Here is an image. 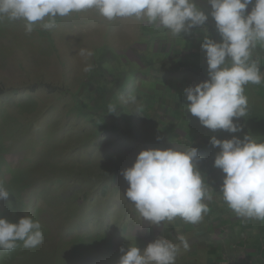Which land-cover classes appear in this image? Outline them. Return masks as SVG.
Masks as SVG:
<instances>
[{
	"label": "rangeland",
	"instance_id": "374dc122",
	"mask_svg": "<svg viewBox=\"0 0 264 264\" xmlns=\"http://www.w3.org/2000/svg\"><path fill=\"white\" fill-rule=\"evenodd\" d=\"M195 3L210 13L207 0ZM210 21L186 36L135 18L109 21L94 9L57 16L54 29L37 25L30 35L23 21L0 20V158L8 161L0 163V180L7 190L20 169L21 201L26 212L39 214L44 233L39 246H21L17 255L0 256V264H116L122 246L142 249L164 234L178 243L177 224L186 222L177 217L152 225L123 195L122 170L147 148H197V168L213 197L206 201L210 211L241 223L218 192L222 180L212 179L208 160L219 148L209 139L250 134L264 141V91L245 86L247 114L234 118L241 132H213L187 111L184 89L208 79L201 40L219 42ZM81 48L94 53L90 73L82 72ZM129 95L135 105L122 102ZM110 103L119 115L108 114ZM6 205L8 199L0 200V209ZM187 254L181 246L175 264H192Z\"/></svg>",
	"mask_w": 264,
	"mask_h": 264
},
{
	"label": "clouds",
	"instance_id": "9594fccd",
	"mask_svg": "<svg viewBox=\"0 0 264 264\" xmlns=\"http://www.w3.org/2000/svg\"><path fill=\"white\" fill-rule=\"evenodd\" d=\"M207 2L210 13L199 8L195 0H0V20L23 21L25 34L30 35L37 25L43 30L54 29L57 16L94 9L109 21L135 18L179 35L191 34V29L204 26L211 16L220 40L208 36L201 40L208 79L184 89L186 109L213 132L237 133L243 129L234 118L247 114L245 86L264 83L258 62L252 59V50L258 44L264 46V0ZM77 54L84 63L82 72H92L94 65L89 61L94 53L81 48ZM122 102L135 105L136 97L129 95ZM117 113V106L110 103L108 114L121 112ZM209 144L219 148L214 167L223 173L218 191L223 201L238 217L264 221V141L258 142L250 134L243 139H218L213 135ZM201 159L192 145L139 151L134 163L121 172L128 184L124 198L142 220L152 225L177 217L186 223H200L210 211L206 201L213 198L197 168ZM8 197L0 181V200ZM43 240L41 223L32 217L10 222L0 216V249L11 251L18 241L24 248H35ZM176 240L178 243L160 236L142 249L132 244L122 246L116 264H175L181 246L189 249L184 235H177Z\"/></svg>",
	"mask_w": 264,
	"mask_h": 264
},
{
	"label": "crops",
	"instance_id": "0c3cea01",
	"mask_svg": "<svg viewBox=\"0 0 264 264\" xmlns=\"http://www.w3.org/2000/svg\"><path fill=\"white\" fill-rule=\"evenodd\" d=\"M198 3L201 5L200 2ZM248 10L250 11L251 8L249 7ZM209 21L211 24L210 17ZM211 26L213 27L211 32H214L217 39L220 40L215 22ZM195 30L196 28L192 29L191 33ZM252 59L257 60L261 74L264 75V47L260 46L258 53H252ZM259 86H262L264 91V83ZM208 162L214 163V159L208 160ZM222 174L220 169L215 168L212 179H215L216 182L218 179L222 180ZM210 184L213 185V183ZM203 218L208 219L209 222L204 224H181L178 222L177 224V235L182 234L187 239L189 245L187 256L193 261L192 264H196L199 259H202L204 264H264V221L241 218L240 224L233 225L231 217L228 220L221 219L217 211H209ZM251 222L254 224H250ZM166 233H170L167 228ZM164 235L168 236V234ZM166 238L170 240L169 237ZM208 239L213 240V243L205 244L204 241ZM199 248H202L203 252L198 253L199 256H192L191 253ZM204 254L207 255V258L201 256ZM178 264H182V262L178 261Z\"/></svg>",
	"mask_w": 264,
	"mask_h": 264
},
{
	"label": "trees",
	"instance_id": "16d2710c",
	"mask_svg": "<svg viewBox=\"0 0 264 264\" xmlns=\"http://www.w3.org/2000/svg\"><path fill=\"white\" fill-rule=\"evenodd\" d=\"M6 161L8 162L4 157L0 158V163L1 161ZM15 169V175L12 176V179L9 181L11 185H8L7 191L9 192V197L8 200L10 201V206H7L4 209H0V212H2V215L7 218L8 221L10 222H18V220L22 217L25 216H30L32 217L33 220L39 219V214H35L32 212H26L27 204L23 203L20 197L21 191H22V183L23 179L20 177L21 171L18 168ZM2 181V180H0ZM3 182V181H2ZM35 212V211H34ZM50 231V229H49ZM23 246V242L18 241L17 242V247L11 251H2L0 250V256H4L7 254H14L17 255L18 248ZM79 254V253H78ZM77 255V253H76ZM2 260V257H1ZM5 264H13L10 260H4Z\"/></svg>",
	"mask_w": 264,
	"mask_h": 264
}]
</instances>
